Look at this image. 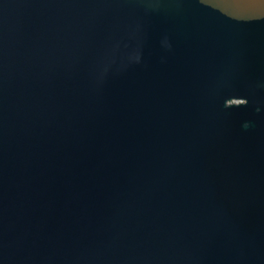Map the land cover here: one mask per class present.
I'll return each mask as SVG.
<instances>
[{
    "label": "water",
    "instance_id": "1",
    "mask_svg": "<svg viewBox=\"0 0 264 264\" xmlns=\"http://www.w3.org/2000/svg\"><path fill=\"white\" fill-rule=\"evenodd\" d=\"M0 264H264V0H0Z\"/></svg>",
    "mask_w": 264,
    "mask_h": 264
}]
</instances>
